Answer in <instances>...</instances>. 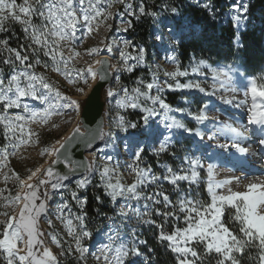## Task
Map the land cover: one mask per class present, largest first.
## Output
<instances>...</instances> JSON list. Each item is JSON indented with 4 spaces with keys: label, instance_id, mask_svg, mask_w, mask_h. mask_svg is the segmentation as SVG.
Listing matches in <instances>:
<instances>
[{
    "label": "rangeland",
    "instance_id": "1",
    "mask_svg": "<svg viewBox=\"0 0 264 264\" xmlns=\"http://www.w3.org/2000/svg\"><path fill=\"white\" fill-rule=\"evenodd\" d=\"M191 1L199 4L200 7L208 4L211 10H207L211 14L212 20L215 21L217 9L215 10L216 3L214 4V1ZM93 2L96 3V7L104 15L98 17L96 21H93L92 27L94 30L92 32L88 31V26L83 21L82 6L79 4L74 5L78 10L77 16L79 17L74 38L67 43L62 41L60 45L65 58L68 56L73 57L68 61L66 68L61 63L58 65L60 70H55L57 64L52 61L51 57L44 55L46 49L39 50V46L34 45L38 51L34 52L32 50L31 54H36V61L34 63L27 61L25 64L17 66L9 74V77L20 71H28L35 75L43 76L52 85L54 90H58L61 93L62 97H68L72 100L74 97H81L90 85V75L86 71L81 72L80 70H86L94 62L96 55L99 53V49L107 51L113 57L118 66V75L114 85L116 95L110 104L109 126L111 136L108 144L104 146L103 154L96 158V174L89 188L92 187L96 190L105 189V182L101 179V172L105 165L115 170L112 173L113 182H115L117 177L125 186L135 182L136 174L128 167L129 165L148 170L149 180L145 184L138 186V199L131 198V194H125L119 197V201L116 202L115 214L104 224L87 219L86 212L84 211L87 202L81 206L77 200L72 199V193L75 192L78 199L86 200L87 191L89 190L78 188L77 183H74L66 191L54 197L50 218L45 223L49 229L51 247L58 257L59 264H66L69 257L75 254L86 264H105L102 258L101 260H97L96 257L100 255L103 245L110 243L109 237H115L117 234H119V239L116 241V244H119L121 241L131 244L132 241H135L137 247L143 253L141 257L135 259V263L155 264L150 259V255L144 251L145 243H140V241H143L141 239V227L159 226L156 221L155 223L144 222L145 220L154 221L153 214L156 208L160 207L163 203L162 197L155 195L156 193H164L169 196V200L172 201L170 210H168L169 207L165 208L168 212H174V217H183V222L177 227L183 229L187 227V223L184 219L186 213L180 211L179 202L181 200L198 201L202 207H207L212 202L211 193L208 191L210 178L206 167L207 164L211 163L215 166L214 174L211 177L214 183L223 182L230 176L234 177L244 168H249V170L254 169L253 164L257 160L255 158L246 160L239 154V157H237L238 165L232 163V168H230L232 171L228 170L226 168L228 167L227 164L222 160L220 155L221 151L218 146L223 143L222 140L228 144L230 143V147H233L232 145L234 143L242 144V140L238 139L231 132V129L237 128L235 125L237 123L236 117L239 121H247V108L244 105L249 104L250 101L248 100L251 98V95L245 96L244 93L248 90L245 85H250L253 79H256L258 87L261 83H264V66L254 74H249L244 60L238 57L228 63H205L199 71L187 72L189 74L185 76H190L192 82L199 83L205 89V92H200L195 88L190 90L185 89L183 92L184 94H190V96L200 95L204 101L202 114L207 116V119L203 121L197 120L195 118L196 116L188 118L181 110L174 107L171 108L168 104L167 109L161 107V101L166 104L165 96L170 91L168 85L175 79L185 77L176 76L173 78L167 75V73L176 71L177 69L182 71L179 62V51L177 50L179 40L174 23L168 20L164 14H161L159 18L155 19L151 16L148 17L153 18L154 41L157 43L158 50L156 61L150 66L146 60V48L143 45H132L127 36V32L131 30V27H128L129 22L132 26L133 18L140 20V18L145 16V14L141 15L139 13V7H144V2L142 0H93ZM128 5L132 6L131 10L128 9ZM227 5L229 7L224 9L222 14L223 23L225 24L228 15L232 16L233 19L236 16H240L241 20L237 22L234 19V22L241 32H246L248 28L252 30L256 26V18H262L258 22V34L262 35L264 45V9H257L255 12H251L250 0H229ZM241 5L248 6V12L246 14L237 11V6ZM83 8L86 9L87 4ZM133 12H135V15H133ZM137 17L139 18L137 19ZM33 18H35L32 21L33 24L34 22H36L35 25L42 23L39 17ZM125 28L128 30L124 31ZM188 31L186 23L183 26V32L184 34H188ZM157 36H162L163 39L158 40L156 39ZM125 41L129 42L127 49L124 48ZM93 49L95 51H92ZM141 49L144 50L143 60L129 59L127 64L133 65L134 67L132 71L126 70L124 60L120 55L121 52H126L132 57H139ZM75 52H78L79 56H75ZM37 60L40 63H37ZM26 64H31L32 67L26 68ZM45 64H47V67H45ZM218 70L229 71L231 79L223 81V83L221 80L214 79L215 71ZM0 77L4 78L5 81L9 78L5 77L2 73H0ZM70 79L73 81L72 83H69ZM85 80H87V83H85ZM149 83L154 84L151 90L146 87ZM137 88L141 93H147V95L139 96L138 103L140 107L135 109L131 107H119L117 101L123 98L124 90L127 89L128 93L132 95L133 90ZM78 89H82L83 91H78ZM41 91L46 90L41 89ZM157 96L160 99L155 103L152 99H149V97L154 98ZM50 98L51 102L57 105L59 114L52 115L47 124L40 121L29 122L25 126L24 133L17 132L15 135L7 132L4 125L0 124V132L2 135V139H0V222L7 221L9 216H12L17 209L18 203L16 197L21 188L20 181L27 179L47 160L53 145L70 130L72 124L75 122L76 111L70 107H60V105H66L68 100H57L55 98V91L50 93ZM228 101H231V103ZM186 103L190 106L188 102ZM24 104H27L28 108L32 111H42L48 107L47 103L41 100L24 97L21 99L22 106L20 108L13 107L7 109V115H29L23 109ZM0 106V113H3L5 109L2 104ZM142 109H151L156 113V115L149 116L147 125H145L143 117L148 115V113ZM165 114L168 119H165ZM216 116H219L221 120H225L230 127L224 129V126L217 121L218 118ZM120 117L124 119L123 126H118ZM173 120L183 123L186 128H188L186 122H189L188 124L196 127V130L193 134L183 129L173 128L169 131L166 124L171 123ZM131 123H135L137 127L135 129L128 128L127 131H124L123 127ZM252 127L253 130L250 131L251 133L254 132L257 126L252 125ZM197 131L204 135L203 140L194 134ZM29 132L32 135L29 136ZM218 133H221L220 136H222L220 137L221 143L217 145L215 142V134ZM182 135L191 138L192 144L187 147H192V149L191 151L187 147L177 149V153H174L173 156L175 160L173 165L162 161L151 164L142 154L139 161H134L132 158L129 146H134L136 142H139L140 147L146 150L148 154L162 155L172 147L174 140L177 139L180 141ZM208 136H213V139L209 140ZM166 137L168 138L167 140H165ZM18 138H22L27 142L21 144ZM170 140H172L171 143L169 142ZM13 144L18 146L13 147ZM161 144L166 145L163 151L160 150ZM192 160H199L205 165L204 167H195L198 173L195 181L178 180L173 184L170 182V179H165V177H171L173 174L190 176L194 167L189 163ZM246 161L249 164L244 165ZM241 165L243 168L240 167ZM169 169H171V172H169ZM229 171L232 173H229ZM153 176L158 179L152 181L151 177ZM239 178L243 177L239 176ZM201 187L205 189V195L202 194ZM229 188L232 191H240L238 187L227 184L226 186L215 188V192L218 195L227 194ZM149 196L153 197V199H146ZM157 199L161 201L159 204L154 203ZM63 204H68L69 206L67 209H64L63 215L73 220V223L77 225V232H79L80 227L75 217L84 216V230L91 233L90 238L85 237L81 241L82 248L86 250L82 255L75 250L76 245L74 239L67 234L65 222L61 219L59 207ZM4 213L8 215L6 216ZM122 213H126V215H122ZM137 213H140V215H137ZM235 216L236 209L230 205H225L222 210L221 222L228 229L230 228L233 234L242 237L243 234L239 232L240 224L235 219ZM170 217L173 216H169L166 222L171 219ZM49 220H51V224L48 223ZM168 228L169 226L167 224L163 225L165 234H168ZM52 236H55L60 243L56 244L52 240ZM193 247L202 254V257L205 256L203 254L204 244H194ZM251 248L257 254L259 253L257 248ZM211 255L218 257L214 252Z\"/></svg>",
    "mask_w": 264,
    "mask_h": 264
},
{
    "label": "snow or ice",
    "instance_id": "2",
    "mask_svg": "<svg viewBox=\"0 0 264 264\" xmlns=\"http://www.w3.org/2000/svg\"><path fill=\"white\" fill-rule=\"evenodd\" d=\"M79 4L81 7V12L83 16V21L88 26V31L92 32L94 29L92 27L93 21H96L98 17H102V13L97 7L93 0H23L22 4H17L16 0H0V31H5V21L19 22L24 25V31L28 34V37L33 45L39 46V50L46 49L44 51L45 56L51 57L52 61L57 64L55 70L59 71V64H63L66 68L68 61L73 57L68 56L65 58L64 52L61 50V42H70L74 38L75 29L79 21L77 16V8L74 5ZM87 4V8L83 6ZM204 8L210 9L208 4L203 5ZM132 6L128 5V9L131 10ZM237 11L243 13L248 12L247 5L237 6ZM173 14H177V8L173 7L171 9ZM139 13L141 15L145 14V8L143 6L139 7ZM135 15V12H133ZM150 15H155V13H150ZM33 17H39L42 20L40 25H35L32 23ZM139 17H137L138 19ZM237 22L241 20L240 16L234 18ZM246 19V17H245ZM128 27H131L129 22ZM128 29L125 28L124 31ZM156 39H163L162 36H157ZM0 44L7 46L8 41H0ZM129 47V42H124V48ZM9 53H14L15 59H8L5 61L7 64H14L15 61H20L21 64L29 59L27 55H21V52L13 49H7ZM33 51H38L37 48H33ZM92 51H95L94 49ZM144 50H140L139 57H132L126 52H121V57L124 60L125 68L128 71H132L133 65H128L127 61L129 59H138L142 61ZM75 56H79L78 52L74 53ZM37 63H40L37 60ZM97 64H103L104 61L97 60ZM201 64L203 62L201 61ZM31 64H26V68H31ZM47 67V64H45ZM81 72L86 71L88 75L91 76L93 80L99 76V79H106V75L99 74L94 70L91 65L87 67L86 70H80ZM193 72L199 71V68H193ZM188 73L185 71L169 72L167 75L175 78L176 76H185ZM67 75V73H66ZM214 79L223 81L230 80L229 71L218 70L215 71ZM73 81L70 79L69 83ZM87 83V80H85ZM147 89L151 90L154 87L153 83L147 84ZM169 88L173 85L169 84ZM174 87L176 89H198L200 92H205V89L201 87L199 83H186L182 84L177 82ZM248 89L245 91V96L251 94V107L248 109L249 115L247 118L248 125L257 126L254 130L260 134L258 140V145L260 146V151L264 152V83H261L258 87L256 79H253L250 85H245ZM41 89L46 91H41ZM55 91V98L68 100L66 105H60V107H70L75 111H79L80 105L76 100H71L68 97H62L58 90H54L52 85H50L43 76H38L28 71H20L18 73L12 74L7 81L0 77V104L3 105L5 111L0 113V124H3L7 132H11L15 135L17 132L24 133L25 126L29 122H43L47 124L49 118L52 115H58L59 110L56 104L51 102L50 93ZM78 91H83L78 89ZM116 93L112 89L107 90V96L112 98ZM147 95V93H141L137 88L133 90V94L130 95L128 90H124V96L117 101L119 107H131L133 109L140 107L138 100L139 96ZM24 97H32L34 99L41 100L47 103L48 107L42 111H32L28 108L27 104L23 105L25 112L29 115H15L8 116L7 109L10 108H20L21 99ZM259 98V102H258ZM155 103L159 100L157 97H149ZM231 103V101H228ZM161 107L167 109L168 105L161 101ZM147 112L148 115L144 116L145 125L148 124L149 116L156 115L151 109H142ZM199 121L207 119L206 115H198L195 117ZM165 119H168L165 114ZM124 125L123 117H120L119 125ZM137 125L135 123L128 124L123 127L124 131L128 128L135 129ZM166 127L171 131L175 129H183L184 131L193 134V130L186 128V126L176 120L171 123L166 124ZM249 129L245 128L244 131H238L236 129H231V132L240 140L246 139L245 132ZM154 134V133H153ZM199 136L201 140L204 139V135L197 131L194 133ZM32 135V133H28ZM80 135V130L77 128L75 130L74 136ZM109 133L100 130L97 133L99 139L103 140L105 136ZM20 139V143H26L27 141ZM69 141L72 138H68ZM168 138L166 137L165 140ZM209 140L213 139V136H208ZM67 142V141H66ZM13 147L18 145L13 144ZM88 146L91 147V141H88ZM165 144H161L160 150L165 149ZM241 154H246L249 152L247 147H242L239 143H234L232 145ZM61 148L64 144L60 145ZM132 158L134 161H139L141 159V154L144 151L140 147L139 142H136L134 146H129ZM220 148H227L228 145L221 144ZM47 151V149H45ZM58 151V150H56ZM6 152V150H5ZM6 158V156H5ZM110 159V158H109ZM193 165L191 175L183 174H173L171 177H165V179H170V182L175 184L178 180H189L195 181L198 177V173L195 167H204L199 160H192L189 162ZM85 172L87 175L82 176L78 180L77 187L84 188L87 184L91 183V173L96 169L92 164L84 165ZM133 172H135V182L130 185L125 186L120 182L117 177L115 182H113L112 173L114 169H110L107 165L103 167L101 172V179L105 182V189L108 195L113 201L117 197L124 196L125 194H131V198L138 199L139 193L137 188L139 185L145 184L149 180V172L145 169H140L138 166L129 165L128 166ZM209 173V187L208 191L211 193L212 202L207 205V207H202L198 201H188L181 200L179 202L180 211L186 213L184 219L187 223V227L180 229L177 228L175 232L171 234H165L163 231V226L159 225L161 228L158 239L161 242L167 241L170 250L175 253V259L177 264H198L202 260V254L193 247L194 244H204L203 254L205 256H210L213 252L218 255L215 264H240V260L234 254L244 255L247 248L255 247L258 249L259 264H264V180L255 179L249 181L245 188L246 191H232L230 188L227 194L218 195L215 192V188L223 187L231 183V181H223L220 183H214L211 177L214 174L215 166L211 163L206 165ZM39 171V169L37 170ZM75 171V169H73ZM171 172V169H169ZM36 173L33 172L31 176L28 177L29 180L35 176ZM47 177H54L55 182L49 179H39L37 185L27 184V188L31 189L30 192L24 195L23 209L18 217L9 216L7 221L0 222L2 225V230H0V256H3L6 264H59L57 256L45 246V241L41 239L44 233L39 228V217L42 213L46 214V201L50 199V195L45 192V203H40L37 205L35 203L40 197L37 195V190L39 185H50L51 189L58 191L59 189L66 187L64 181L69 180V175H60L59 173L54 174L53 169L49 167L46 170ZM158 179L157 177H151L152 181ZM237 182H240V178H235ZM24 184V181H20ZM155 195L161 196L164 202V206L168 207L171 204L169 196L164 193H156ZM21 197L18 195L16 200H20ZM72 199L77 200L78 203L83 206L87 201L78 199L75 192L72 193ZM146 199H153L149 196ZM161 201L159 199L155 200L154 203L159 204ZM225 205H230L236 209L235 219L239 221L240 227L239 232L242 233V237H238L233 234L224 224L221 222L222 210ZM68 204H63L59 207V212L61 219L65 222V228L67 229V234L73 237L76 251L83 254L85 249L81 246V241L85 237H91L89 231L84 230L83 221L84 216H76L75 220L79 222L80 230L77 232V225L73 223V220L65 217L63 215L64 209H67ZM163 215L165 218L168 216H175L174 212H163L158 213ZM4 215H8L4 213ZM126 215V213H122ZM140 215V213H137ZM145 223H155V221L145 220ZM51 224V220L48 221ZM119 239V234L117 236L109 237L110 243L104 244L101 248L100 255L96 257L97 260L103 259L105 264H135V259L143 255L140 249L137 247L136 242L132 241L131 244L120 242L116 244ZM52 240L59 244V240L55 236H52ZM140 243H145L140 241ZM23 246V248L20 247ZM39 249H42L40 251ZM71 251V249H69ZM111 254V255H109Z\"/></svg>",
    "mask_w": 264,
    "mask_h": 264
},
{
    "label": "trees",
    "instance_id": "3",
    "mask_svg": "<svg viewBox=\"0 0 264 264\" xmlns=\"http://www.w3.org/2000/svg\"><path fill=\"white\" fill-rule=\"evenodd\" d=\"M144 2L145 16L140 20L132 19L131 30L127 32V36L132 45H143L147 50V62L151 66L156 61L158 50L157 43L154 41V24L153 18H159L161 14L166 15L167 19L174 23L177 32L179 51V62L182 71L193 72V68H202L205 63L219 64L234 61L238 57L244 60L245 66L249 74H254L264 66V45L263 37L258 34L259 21L262 18L253 20L256 26L251 30L248 28L246 32H241L235 24L232 16L228 15L225 24L222 20L224 9L229 7V0H212L214 1L215 10L217 9L216 19L212 20V16L206 8L200 7L199 4L193 3L191 0H142ZM251 12L257 9H264V0H250ZM16 3L22 4L23 0H16ZM175 7L178 10V15L173 14L171 9ZM155 13V15H150ZM149 16L153 18H148ZM35 18L32 19L34 21ZM255 19V18H254ZM187 23L188 34H184L183 26ZM36 24V22H34ZM5 31H0V41H8L7 46L0 44V73L9 77V74L17 66H21L20 61H15L14 64L5 63L8 59H15L14 53H9L8 48H13L21 52V55H27L28 62L36 61V54H31L34 45L30 41L28 34L24 31V25L19 22L5 21ZM26 61V62H27ZM201 61L203 64H201ZM189 74V73H188ZM179 82L182 84L194 83L190 76H185L175 79L171 82L173 85L170 91L166 93V104L171 108H177L187 115V117L198 116L203 112L204 101L200 95L184 94L185 89H176L174 85ZM123 85V84H121ZM190 90V89H189ZM183 92V93H182ZM183 102V103H180ZM188 102L190 106L187 105ZM187 105V106H186ZM1 107V106H0ZM187 107V108H186ZM188 121V120H187ZM186 125L193 132L196 127ZM0 139L2 135L0 132ZM192 144L189 136L182 135L180 141L174 140L172 147L162 155H150L146 150L142 152L144 158L151 164L157 162H168L173 165L174 153L179 148H186ZM191 151L192 147H187ZM202 194L205 195V189H202ZM108 195L106 189L96 190L89 188L86 196L85 212L87 219L97 221L104 224L109 218L113 217L116 211V202ZM173 200V198H171ZM171 201V200H170ZM172 202V201H171ZM171 205V204H170ZM168 206L170 210L171 206ZM1 212V208H0ZM168 212L164 206V202L160 207H157L153 219L159 225L169 226L168 234L175 232L176 228L183 222V217H170L166 222L163 215L158 213ZM177 225V226H176ZM230 229V228H229ZM2 230V226L0 227ZM141 239L145 242V253L150 255V259L155 264H177L175 253H173L168 242H161L158 237L161 228L155 226L141 227ZM231 231V229H230ZM240 260V264H259L258 255L253 248H247L244 255L234 254ZM219 257L215 255L204 256L198 264H215ZM0 264H6L3 257H0ZM66 264H86L80 260L78 255L69 257ZM138 264V263H135Z\"/></svg>",
    "mask_w": 264,
    "mask_h": 264
},
{
    "label": "water",
    "instance_id": "4",
    "mask_svg": "<svg viewBox=\"0 0 264 264\" xmlns=\"http://www.w3.org/2000/svg\"><path fill=\"white\" fill-rule=\"evenodd\" d=\"M97 60L104 61L105 63L97 64ZM91 67L99 74L106 75V79L101 80L99 76H97V78L93 80L90 76L91 83L84 94L81 97L72 98V100L78 101L80 105L79 111H76L77 115L75 122L72 124L70 130L53 145L47 160L38 168L39 171H37L38 169L34 171L36 175L33 176L31 180L28 178L21 180L24 181V184H21V188L17 193V196L19 195L21 199L17 200V209L12 215L18 217L23 209V204L25 203L24 195L31 191V189L27 188V184L37 185L39 179H49L55 182L54 177L46 176V170L49 167L53 169L54 174H68L69 180L64 181L66 187L58 191L52 190L50 185H39L37 195L40 198L35 201L37 205L45 203V192L51 197L46 201V214L42 213L39 217V228L44 233L41 239L45 241V246L55 255L56 253L51 247L49 229L45 223L50 218L54 197L66 191L70 185L76 183L82 176L87 175L84 165L92 164L96 169L95 159L90 155L97 151L98 148L107 145L111 136L109 131V114L110 104L115 96L109 98L107 96V90L112 89L115 92L114 85L117 80L118 66L111 55L104 54L96 55ZM77 128L80 130V135L74 136ZM100 130L109 133L103 140L99 139L97 136ZM68 138L72 139L69 141ZM88 141H91V147L88 146ZM61 144H64L63 148L60 147ZM73 169H75V171H73ZM95 174L96 170L91 173V183L87 184L86 187L83 188L84 190L89 189L95 178ZM20 247L23 248L22 245H20ZM39 250L42 251V249Z\"/></svg>",
    "mask_w": 264,
    "mask_h": 264
},
{
    "label": "bare ground",
    "instance_id": "5",
    "mask_svg": "<svg viewBox=\"0 0 264 264\" xmlns=\"http://www.w3.org/2000/svg\"><path fill=\"white\" fill-rule=\"evenodd\" d=\"M104 54L106 55L109 53L103 49H99L98 55H104ZM249 95H251V94L249 93ZM248 101H250L249 104L244 105L247 108V116H246L247 118L249 115L248 109L251 107V98ZM109 118H110V114H109ZM216 118H218L217 121H219L224 126L223 127L224 129L230 127L225 122V120H221L219 118V116H216ZM236 121H237V123H235V125H236V127H237L236 129L238 131H244L245 128L249 129L248 131L245 132L246 139H243L242 144H240L242 147H247L249 149V152L246 154H241L237 151V149L235 147H230V145H229L230 143L228 144L224 140H222L223 143H221V140H220V137L222 136V135L220 136L221 133L215 134V136H216L215 142L217 143V145L219 143L228 145L227 148H220L218 146L220 151H221L220 155L222 157V160L224 161L225 164H227L228 167H226V168L228 170L232 171V169H230V168H232V163H235V165L236 164L238 165V163H237L238 158L237 157H239V154L241 156H243L242 158H244L246 160H250V159L252 160L253 158H255L257 160V162L255 161V163L253 164L254 169L249 170V168H244L243 170L238 172L234 177L230 176L227 179H225V181H231V183H229V184H231L235 187H238L240 189V191H246L247 189L245 188V185L249 181H253L255 179L264 180V152L260 151V146L258 145V140L260 138V134L255 130L253 133L250 132L251 130H253L252 125H248L247 121H239V119L237 117H236ZM109 125H110V123H109ZM109 131H110V126H109ZM218 131H221V130H218ZM103 152H104V146L98 148L97 151H95L90 156L92 158H94L95 162H96V158L99 157L101 154H103ZM239 163H241V162H239ZM246 164H249L248 161H246V163L244 165H246ZM240 167L243 168L242 165ZM229 173H232V172L229 171ZM239 176L243 177V178H240V182L238 183L235 178L239 177ZM212 179H214V178H212ZM53 251H54V249H53Z\"/></svg>",
    "mask_w": 264,
    "mask_h": 264
}]
</instances>
